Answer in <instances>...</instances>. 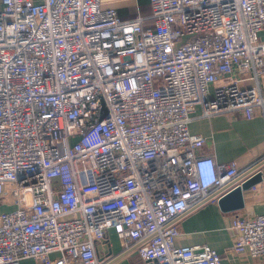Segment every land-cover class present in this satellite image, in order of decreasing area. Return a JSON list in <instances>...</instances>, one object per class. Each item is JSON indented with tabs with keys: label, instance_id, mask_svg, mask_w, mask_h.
<instances>
[{
	"label": "built area",
	"instance_id": "1",
	"mask_svg": "<svg viewBox=\"0 0 264 264\" xmlns=\"http://www.w3.org/2000/svg\"><path fill=\"white\" fill-rule=\"evenodd\" d=\"M150 4L153 27L102 0H0V264H100L109 230L146 264H223L177 246L180 222L259 172L264 195V156L203 186L189 128L198 106L264 117V0ZM230 227L264 264V212Z\"/></svg>",
	"mask_w": 264,
	"mask_h": 264
},
{
	"label": "crops",
	"instance_id": "2",
	"mask_svg": "<svg viewBox=\"0 0 264 264\" xmlns=\"http://www.w3.org/2000/svg\"><path fill=\"white\" fill-rule=\"evenodd\" d=\"M103 9H116L122 20L144 17V27H153L150 0H102ZM213 93V88L211 87ZM201 107H196L190 123V132L206 138L201 154L211 156L218 164L236 161L240 169H245L264 156V117L257 115L247 119L241 114H222L202 117ZM264 172V168H263ZM244 207L235 211H224L218 203H209L191 212L180 222V235L176 245H209L222 256L223 264H261L247 256L231 251L237 230L231 222L236 217L255 216L264 212V195L261 189L249 190L243 195ZM9 210L10 207H3ZM3 210V211H4ZM97 254L100 264H146L140 257L138 245L125 249L115 231L109 230L107 240L98 244ZM58 253H53L55 259ZM22 264H36L32 259Z\"/></svg>",
	"mask_w": 264,
	"mask_h": 264
},
{
	"label": "water",
	"instance_id": "3",
	"mask_svg": "<svg viewBox=\"0 0 264 264\" xmlns=\"http://www.w3.org/2000/svg\"><path fill=\"white\" fill-rule=\"evenodd\" d=\"M261 179L262 173L259 172L251 178L241 182L219 200L220 207L224 211H235L239 209L242 210L245 205V199L243 195L245 192L251 190L253 186L259 184Z\"/></svg>",
	"mask_w": 264,
	"mask_h": 264
},
{
	"label": "clouds",
	"instance_id": "4",
	"mask_svg": "<svg viewBox=\"0 0 264 264\" xmlns=\"http://www.w3.org/2000/svg\"><path fill=\"white\" fill-rule=\"evenodd\" d=\"M197 173L201 184L207 186L218 175V163L213 158H208L197 166Z\"/></svg>",
	"mask_w": 264,
	"mask_h": 264
},
{
	"label": "rangeland",
	"instance_id": "5",
	"mask_svg": "<svg viewBox=\"0 0 264 264\" xmlns=\"http://www.w3.org/2000/svg\"><path fill=\"white\" fill-rule=\"evenodd\" d=\"M3 207H5V206H4L3 204L0 203V212L4 210Z\"/></svg>",
	"mask_w": 264,
	"mask_h": 264
}]
</instances>
